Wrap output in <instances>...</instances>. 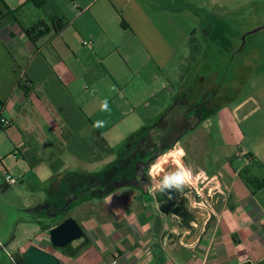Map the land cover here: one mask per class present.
<instances>
[{"label": "crops", "instance_id": "obj_1", "mask_svg": "<svg viewBox=\"0 0 264 264\" xmlns=\"http://www.w3.org/2000/svg\"><path fill=\"white\" fill-rule=\"evenodd\" d=\"M76 2L81 13L72 0H0V115L12 120L0 131V191L9 172L29 183L32 198L47 190L28 211L50 204L17 253L51 251L50 230L73 212L85 237L72 247L87 246L56 251L63 264H264V126L252 118L261 110L245 112L241 127L231 111L215 114L214 87L197 94L207 80L190 78L201 52L191 45L196 26L181 19L196 14L197 0ZM60 19L61 31L29 35ZM177 144L187 153L182 163L215 189L201 207L191 187L181 205L188 223L162 212L148 191L154 164L163 169L157 180L177 170L164 155ZM129 161L135 170L148 164V185L136 172L139 183L120 184ZM1 229L0 264H15Z\"/></svg>", "mask_w": 264, "mask_h": 264}, {"label": "rangeland", "instance_id": "obj_2", "mask_svg": "<svg viewBox=\"0 0 264 264\" xmlns=\"http://www.w3.org/2000/svg\"><path fill=\"white\" fill-rule=\"evenodd\" d=\"M195 10L196 14L185 12L181 18L182 23L196 26V42L191 45H196L201 51L196 55L197 64L193 66L190 78L194 79L197 75V83L201 82L200 78L212 82L209 86L203 84L207 83L205 80L197 84V88L203 87L197 94H206V89L212 86L214 91L212 94L207 91V94L213 96L215 92L212 103L215 114H225L229 110L242 127L245 112L261 110L252 118L255 126H264V107H261L264 106V0H197ZM189 39L185 35L186 45ZM217 118L214 121L217 122ZM134 164L129 161L120 166L121 185L139 183ZM196 177L197 172L192 176L195 185ZM29 187L26 181L16 186L5 185L0 191V228L8 237L10 253H17V247L28 241L35 228L32 220L38 217L39 211H28L26 203L34 199L42 202L46 197L45 188L36 192V198L30 197L33 193L28 191ZM125 188L129 192L133 189L130 186ZM41 205L36 204L31 208ZM71 217H76L73 212ZM25 227L28 232L24 233Z\"/></svg>", "mask_w": 264, "mask_h": 264}, {"label": "water", "instance_id": "obj_3", "mask_svg": "<svg viewBox=\"0 0 264 264\" xmlns=\"http://www.w3.org/2000/svg\"><path fill=\"white\" fill-rule=\"evenodd\" d=\"M262 28L256 29L254 32ZM191 190V187L184 186L180 191L173 189L170 192L155 193L158 201L161 203L162 212L167 215L171 213L179 215L184 223H188L190 216L181 205L185 203V197ZM169 195H171V198H169ZM49 207L50 204H45L35 209L48 210ZM52 216L54 217L55 214ZM84 237L85 231L81 224L74 217H68L50 230L51 251L37 245H32L23 253V257L26 260V264H63L61 258L55 252H61L68 245Z\"/></svg>", "mask_w": 264, "mask_h": 264}, {"label": "clouds", "instance_id": "obj_4", "mask_svg": "<svg viewBox=\"0 0 264 264\" xmlns=\"http://www.w3.org/2000/svg\"><path fill=\"white\" fill-rule=\"evenodd\" d=\"M102 110H108L107 101L102 105ZM105 123L104 121H96L94 127H102ZM164 155L172 156L176 160L178 168L173 172H165L164 175L157 180L156 177L160 175L163 169L160 165L154 164L148 173L152 179V184L148 189L150 194H155L157 192L165 193L166 191L170 192L173 189L180 191L184 186L192 183V170L186 167L181 160L182 157L187 155L185 150L177 144L171 150L164 153ZM169 198H171V195H169Z\"/></svg>", "mask_w": 264, "mask_h": 264}, {"label": "trees", "instance_id": "obj_5", "mask_svg": "<svg viewBox=\"0 0 264 264\" xmlns=\"http://www.w3.org/2000/svg\"><path fill=\"white\" fill-rule=\"evenodd\" d=\"M63 27H64V20L60 19V20L55 21L53 28L48 27L45 24H40L36 27H33L32 29L29 30V35L31 37L38 39V38L45 36V34L50 32L52 29H54L55 31H61L63 29ZM30 84H31V82L26 77H23V79L20 81V85L23 86V88H26ZM145 132H146V129L143 130L139 135H137L136 138H134L130 141L129 149L133 147V144H136L145 138L144 137ZM99 139H100V137H99ZM147 167H148V164L145 162L139 161L136 163V173L138 175H140L142 181H145L146 183L149 182L148 176H147ZM259 183L261 184V186H263L264 185V179L259 180ZM86 246H87V243L83 244L82 246H79L78 248L73 249L72 244H71V245H68L64 250H62V252L63 253H69V254H76ZM14 261H15V264H26V260L23 257V254L17 253L14 256Z\"/></svg>", "mask_w": 264, "mask_h": 264}, {"label": "built area", "instance_id": "obj_6", "mask_svg": "<svg viewBox=\"0 0 264 264\" xmlns=\"http://www.w3.org/2000/svg\"><path fill=\"white\" fill-rule=\"evenodd\" d=\"M72 1H73V6L76 9L79 10V5L76 2V0H72ZM79 12L81 13V10H79ZM84 44L90 46L91 45V42L85 41ZM23 77H21V80L23 79ZM11 124H12V120L11 119L5 118L2 115H0V131L2 129H4V128L10 126ZM192 176H193V173H192ZM3 178L5 180V183H7L10 186L16 185L19 182V180L17 178H15L9 172H5L4 175H3ZM194 179L197 180V184L200 182V180H203L205 182L204 186L197 185V187L193 183L189 184L190 187H192L196 191V193H197V201H196L197 205L198 206H201V207H208V206H210L209 205V201H208L207 198L213 194V192H214L215 189H213L212 186L207 188V186H208L207 182L209 180H207L208 178L204 174L198 173L197 174V177L194 178Z\"/></svg>", "mask_w": 264, "mask_h": 264}, {"label": "bare ground", "instance_id": "obj_7", "mask_svg": "<svg viewBox=\"0 0 264 264\" xmlns=\"http://www.w3.org/2000/svg\"><path fill=\"white\" fill-rule=\"evenodd\" d=\"M172 157V156H171ZM171 159V158H170ZM175 160V159H174ZM171 163V162H170ZM178 167V166H177ZM192 180H193V178H192ZM195 180V179H194Z\"/></svg>", "mask_w": 264, "mask_h": 264}]
</instances>
